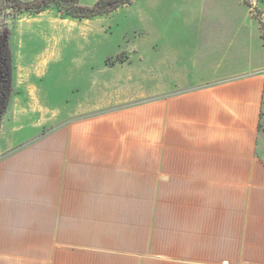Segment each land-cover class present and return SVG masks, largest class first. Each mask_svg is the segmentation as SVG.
Here are the masks:
<instances>
[{
	"label": "crops",
	"instance_id": "1",
	"mask_svg": "<svg viewBox=\"0 0 264 264\" xmlns=\"http://www.w3.org/2000/svg\"><path fill=\"white\" fill-rule=\"evenodd\" d=\"M207 1L110 14L146 20L120 32L108 57H129L107 68L126 76L97 86L100 101L46 115L34 91L19 100L30 111L0 133V264H264L260 26L225 0L148 26L153 10Z\"/></svg>",
	"mask_w": 264,
	"mask_h": 264
},
{
	"label": "rangeland",
	"instance_id": "2",
	"mask_svg": "<svg viewBox=\"0 0 264 264\" xmlns=\"http://www.w3.org/2000/svg\"><path fill=\"white\" fill-rule=\"evenodd\" d=\"M22 1L28 5L41 0ZM80 2L88 7L96 3L95 0H80ZM207 2L205 6L194 7V12L191 9L189 13H180L175 7L153 10L149 13L152 22L148 21V26L157 27L164 21L208 19L214 3L210 0ZM221 7H243L246 18L259 24L264 42V0H258L257 5L252 9L244 0H237V5L235 0H225L222 1ZM45 12L35 16L25 12L11 23L14 57L12 88L14 89L13 99L16 98V101L11 102L3 120L5 135L12 131L18 112L30 111L29 108L19 107L18 103L19 100L26 99L29 92L34 91L35 99L46 115L75 110L82 102L87 104L100 101L104 95L103 92L98 93L97 86L107 87L126 76L120 71L107 68L129 57V51L122 52L117 57H108L117 53L120 46H126L120 43V32L132 23V29H135L139 16L146 15L140 12L137 6L126 7L113 16L98 17L102 19L92 24H85L82 22L85 20L63 15L56 6ZM144 19L146 20V16L143 17ZM154 30L156 31L155 28ZM153 46L157 45L153 44L151 48ZM159 46L162 45L159 44ZM150 52V63L154 64L155 50L151 49ZM136 63L138 64V61ZM132 78L136 81L140 80V76L135 74ZM3 79L0 67V84ZM116 90L123 93V97L132 96L133 91H136L135 88L128 86H121Z\"/></svg>",
	"mask_w": 264,
	"mask_h": 264
},
{
	"label": "trees",
	"instance_id": "3",
	"mask_svg": "<svg viewBox=\"0 0 264 264\" xmlns=\"http://www.w3.org/2000/svg\"><path fill=\"white\" fill-rule=\"evenodd\" d=\"M132 3V0H98L88 7L80 0H41L38 3L25 5L22 0H0V66L3 72V82L0 84V133L3 120L9 110L14 89L12 88L13 50L12 25L25 12L39 15L56 6L63 15L73 19L91 20L109 16L122 6Z\"/></svg>",
	"mask_w": 264,
	"mask_h": 264
},
{
	"label": "built area",
	"instance_id": "4",
	"mask_svg": "<svg viewBox=\"0 0 264 264\" xmlns=\"http://www.w3.org/2000/svg\"><path fill=\"white\" fill-rule=\"evenodd\" d=\"M244 1H246V3L250 6L251 9L255 7L258 3V0H244Z\"/></svg>",
	"mask_w": 264,
	"mask_h": 264
}]
</instances>
